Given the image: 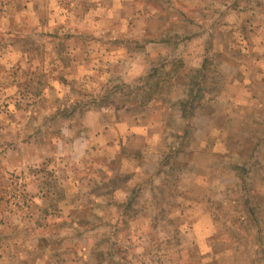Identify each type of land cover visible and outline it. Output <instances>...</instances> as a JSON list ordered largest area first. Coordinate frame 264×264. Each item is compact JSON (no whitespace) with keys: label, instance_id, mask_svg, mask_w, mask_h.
Here are the masks:
<instances>
[{"label":"rangeland","instance_id":"374dc122","mask_svg":"<svg viewBox=\"0 0 264 264\" xmlns=\"http://www.w3.org/2000/svg\"><path fill=\"white\" fill-rule=\"evenodd\" d=\"M47 1L37 0V8H50L37 10L42 19L31 16V24L43 25L31 28L32 42L24 40L30 33L24 14L0 9V55L17 46L19 36L31 52L19 67L0 56V264H264V44L254 29L233 23L259 3L191 0L187 7L177 0L167 9L166 0H154L148 11L165 3L172 22L165 29L170 53L152 61L156 72L140 76L137 65L126 71L136 59H119L118 51L146 52L145 43L165 40L160 32L137 42L121 29L77 31L79 19L66 20L50 6L74 7L80 0ZM195 34L205 36L198 46L209 48L208 61L198 55L178 86L171 80L187 63L176 47ZM215 37L233 46L227 58L235 67L220 76ZM77 48L82 52L73 59ZM78 62L83 71L74 69ZM199 65L207 72L196 87ZM223 91L227 126L199 151L193 117L203 96ZM158 99L161 108L146 107ZM153 109L161 118L147 120ZM121 122L153 132L162 122L167 143L124 146L118 157L95 148L104 146L96 132ZM152 167L158 171L150 173Z\"/></svg>","mask_w":264,"mask_h":264},{"label":"crops","instance_id":"0c3cea01","mask_svg":"<svg viewBox=\"0 0 264 264\" xmlns=\"http://www.w3.org/2000/svg\"><path fill=\"white\" fill-rule=\"evenodd\" d=\"M75 0L72 1V3ZM82 0H80L81 2ZM87 1L84 5L80 6V2L78 3H73L74 7L72 5H70L71 7L67 6V4H61L59 2L54 3L52 1V5L50 7H54V10L58 11L60 14L62 13L63 18H65L66 20L69 19L71 20H80V23L77 22L74 25L77 26V31L82 30L84 31V28L86 27L87 31L88 30H93L96 34L97 33H104L103 35H106V33H109L111 31L116 30H124L127 34V36H129L132 40H136L137 42L140 41H145L147 36L151 35L152 33L157 35L158 32H160V36H162L163 38H165V40H155L152 42H148L145 43L146 44V52L143 51V53H138L136 54L134 57H131V55H129V53L127 51L124 50H120L118 52H120V56L119 59H127V57L129 59V61L136 59V63H131V62H127L126 64V71H128L130 68H133V65H137V70H140L139 72L137 71L136 75H150L151 72H154L156 65L153 63L154 60L159 57H161L162 59H167L169 53H170V48H169V40L166 39V37H168V33H169V28L168 30H165L166 27H169V24H171V20L167 19V16L165 15V13H163V6L158 5V8H155L154 6V10H149L150 6L152 4L155 3L154 0H84L83 2ZM179 3H182L183 5H186L188 7V3L191 0H178ZM182 1V2H181ZM192 1H196V0H192ZM237 0H228L227 4H231L234 3ZM244 0H239L238 4L241 5V3H243ZM254 2L259 3V6L257 7L256 11H253L250 14H245V13H241L239 12V16H242L240 19L235 18V20L233 21V23L235 25H242L241 28L245 27V29L251 28L254 29L256 31V33H258V35H262L261 38V47L264 44V0H253ZM46 3H48V1L46 0ZM157 3V2H156ZM17 4V5H16ZM175 4H177V0H166V6L167 9L168 7H173L175 6ZM37 4V0H7V2L1 3L0 2V9L1 10H6V11H17L19 13H15L14 16L18 15V16H23L24 14V20L26 27L29 26L30 28V33H31V28L33 26L39 25L40 28H42V22L40 21L39 23L35 24H31V16L33 15H38L40 16L39 19H42L41 17V13L39 12H44L47 11L48 9V5L45 8H42V6L39 4V7L41 8H37L36 7ZM57 6V7H56ZM69 7V8H68ZM228 6H224V9L226 10ZM80 9L79 13H76L75 10ZM44 9V10H43ZM68 9H70L71 13H67ZM223 9V10H224ZM37 10L39 11L37 13ZM116 11V12H115ZM240 11V8L237 10ZM81 12V13H80ZM64 14H68L69 17L65 16ZM30 16L29 22L26 21V19H28L27 17ZM60 16V15H59ZM169 18H171L169 16ZM11 23L14 25L15 22H17V19L11 18ZM31 24V25H30ZM72 24V23H71ZM79 24H81V27H79ZM173 25L175 26L176 23L173 22ZM82 28V29H81ZM157 28H161L160 30H157ZM61 30H63V28H61ZM238 30V29H237ZM42 32V30H40V33ZM46 32V30H45ZM27 36H24V40L28 38V41L32 42V33ZM248 34V32H246ZM36 35V34H35ZM34 35V40L36 39V36ZM7 36H13L16 37L15 34L12 33H8ZM39 36V37H38ZM37 38H40L42 36V40L44 41L45 37L40 34L38 35ZM18 40L13 41L14 43H18L17 46L11 48L9 51L6 50V54L5 51L3 54H1L0 56H3V58L5 59H12V64L13 65H17V67H19L18 65H22V63L25 65L29 60H31V52L27 49L24 48V46L20 45V41L21 38L20 36L17 37ZM108 40V42H112V37L106 39ZM185 42L181 43L179 45V47L177 46L176 48L177 56H181L183 59H185V66L183 67L182 71L180 74H178V76L171 80L173 84L176 85H181V83L179 82L181 80V78H183L184 75H186L187 73H189L192 70L191 67V63L194 59L198 58L200 55V57H202L199 62L204 63V61H208L207 58H203V54L206 53L209 48H207L206 50H202L200 45L203 42V39H205L204 34L201 36H197L195 35H191L190 37H186L185 38ZM74 40V39H73ZM72 40V41H73ZM103 40V41H105ZM219 41V47L221 48L219 51L220 52H216L217 54V58L218 60V64H216V68L214 70L215 73L219 74L223 72V70L225 69L228 73H230L232 71V67L234 68V63L235 62H231L229 58H227V53L228 50H232L233 46H225L224 43H222L219 39V37H215V39L213 40L212 44H211V48L216 46V41ZM53 41L54 42H60V38L59 37H53ZM75 42V40L73 41ZM78 43V42H77ZM215 43V44H214ZM119 50V49H118ZM176 50V49H175ZM262 50V49H261ZM155 51L158 52V54L155 55ZM1 52V51H0ZM81 49L79 50V48L75 49V52L72 50L71 51V57L74 59L76 57H79L81 54ZM117 51H115L114 53H118ZM11 53V55H10ZM80 53V54H79ZM108 53L104 52L103 55V59H107ZM149 55V56H148ZM172 55V54H170ZM10 57V58H8ZM149 58L151 61L149 62H145L146 58ZM234 59V58H233ZM110 60V59H109ZM153 61V62H152ZM236 61V60H235ZM77 64V65H76ZM78 66V69H80L81 71H83L84 68L81 69V65L80 63H75L73 65L74 69L75 67ZM199 72H200V85H204L205 82V76H206V67L204 65L200 66L199 65ZM73 68H71V72L74 73L75 70H77V68L74 70ZM220 70V72H219ZM74 71V72H73ZM242 71H249L245 69H242ZM80 73V72H79ZM204 80V82H203ZM203 82V83H202ZM226 90V87H225ZM226 94L218 95V96H214V97H204L201 99V104L199 105V110L198 113H196L193 117V122L198 123V133L195 135V137L197 138L194 142V144H197L198 147L200 148H204L205 149H200L199 151L202 150H206V147H208L207 143L205 141H208V139H213L214 136L220 135V137L222 136L223 131L225 130L226 126H227V122L229 120V116L227 117L226 111H225V107L227 105V99ZM162 99V98H161ZM154 100L151 103H147L146 107H159L161 108V104H162V100ZM178 99V98H175ZM174 101H178L181 98H179L178 100ZM164 102V101H163ZM18 112V109H16ZM143 111V109L139 110V115H143L141 114ZM158 115L159 118H161L160 112L153 109L152 112L147 115V120L154 117L155 115ZM139 121V125L140 121H145L144 119H138ZM149 123V122H146ZM114 127L109 128L107 131L103 130V131H98L96 132L97 134V138L96 141L98 143L101 144V142H103V147L99 146V147H95L97 149L103 148L102 150L104 151L103 153L107 154V155H114L117 156L118 152L121 150H124L125 147L127 146L129 147L131 150L132 149H140V148H144L146 147L147 144L149 145H153L155 146L157 149L159 148H163L164 144L167 143L166 142V137H165V127L166 125L163 124L162 122L159 123H155L156 124V130L155 132H153V130L149 131V130H145V129H149L148 126H135L133 127H126L123 125L124 123H114ZM150 124V123H149ZM151 127V124L149 126ZM149 133H153V135H150ZM217 138V137H216ZM219 140V139H218ZM79 141L81 142V140L79 139ZM152 141V142H151ZM119 144V147L117 146ZM217 144V143H216ZM93 146V144H92ZM196 152H198L196 150ZM156 154H159V152L155 151ZM118 157V156H117ZM201 169L198 167L194 168V172L195 170ZM148 171L150 173H154L158 171L157 167H152L149 168ZM2 180V176L0 177V181ZM154 200L158 199V197H153ZM71 209L74 210V207L71 206ZM42 235L44 234L43 232H40ZM38 243V242H37ZM43 243V242H41ZM40 243H38L37 245H39ZM41 247V245H40ZM39 248V247H38ZM44 258V256H42ZM42 264H47V263H42Z\"/></svg>","mask_w":264,"mask_h":264},{"label":"trees","instance_id":"16d2710c","mask_svg":"<svg viewBox=\"0 0 264 264\" xmlns=\"http://www.w3.org/2000/svg\"><path fill=\"white\" fill-rule=\"evenodd\" d=\"M154 72H156V70H154ZM199 86H200V84H197V83H196V87H199ZM199 89H200V88H199ZM184 106H185V111H184L183 113L185 114V116H184V115H183V116L187 118L188 116H190V115H189V112H188V110H187L188 107L190 106V104H187V105L185 104Z\"/></svg>","mask_w":264,"mask_h":264}]
</instances>
